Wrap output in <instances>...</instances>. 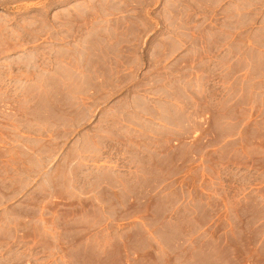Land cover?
Wrapping results in <instances>:
<instances>
[{
    "label": "rangeland",
    "instance_id": "rangeland-1",
    "mask_svg": "<svg viewBox=\"0 0 264 264\" xmlns=\"http://www.w3.org/2000/svg\"><path fill=\"white\" fill-rule=\"evenodd\" d=\"M40 158L0 264H264V0H0V192Z\"/></svg>",
    "mask_w": 264,
    "mask_h": 264
},
{
    "label": "crops",
    "instance_id": "crops-1",
    "mask_svg": "<svg viewBox=\"0 0 264 264\" xmlns=\"http://www.w3.org/2000/svg\"><path fill=\"white\" fill-rule=\"evenodd\" d=\"M234 61L233 58V54L229 55L228 58V62L231 65ZM228 83L233 84L234 85V76H230L228 77ZM238 96V91L237 89L232 88L231 91H229V93L226 96H223L221 98V101L223 102V106L226 107L229 110H232L235 105H234V101ZM208 116V113L205 114V117ZM237 115L232 114V115H223L221 116L218 121H217V125L218 127H231L232 128V135H234L235 133L238 132L240 124H241V119L236 118ZM193 119H186L185 121L192 123L194 122V116H192ZM202 119H204V117H202ZM204 126H209L207 124V122L204 123ZM16 129V140L21 141V145L22 141L24 140V136L22 135V129H24V127H14ZM19 131V133H18ZM20 152L22 154L25 153L24 147H20L19 148ZM36 165H39V167L37 168L38 173L36 174V177L34 178V182L31 181V177L29 175H26V171H25V167L23 164L20 165V170L17 174V176L13 177L12 182L10 183V185L8 187L13 188V191L5 193V192H0V194L2 195H14V196H23L26 194H29L32 188H37V185H39L40 187L46 186L48 183V177L47 174L42 175V170L46 171V168L41 167V158L39 159V161L35 162ZM192 163H193V158L191 156H188L186 158H178L174 163H173V168L172 170L165 172L166 176L164 177V179H182V180H188V179H192V178H199L200 181V185L202 180L206 179V173L204 170L203 165L205 163H203L202 161H199V165L195 168V171H192ZM34 183V184H33ZM174 191L176 189H170L169 192L165 195H170L171 191ZM180 191V195L183 193V195L185 196L186 194H188V192L186 190H182L179 189ZM177 192V191H175Z\"/></svg>",
    "mask_w": 264,
    "mask_h": 264
}]
</instances>
